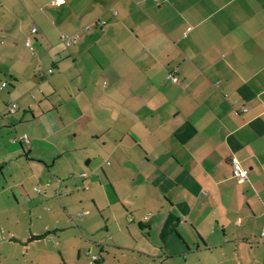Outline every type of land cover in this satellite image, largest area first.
Instances as JSON below:
<instances>
[{
    "label": "crops",
    "instance_id": "0c3cea01",
    "mask_svg": "<svg viewBox=\"0 0 264 264\" xmlns=\"http://www.w3.org/2000/svg\"><path fill=\"white\" fill-rule=\"evenodd\" d=\"M0 179V264H264V0H0Z\"/></svg>",
    "mask_w": 264,
    "mask_h": 264
},
{
    "label": "built area",
    "instance_id": "2783aa9c",
    "mask_svg": "<svg viewBox=\"0 0 264 264\" xmlns=\"http://www.w3.org/2000/svg\"><path fill=\"white\" fill-rule=\"evenodd\" d=\"M55 1H52V4H54ZM104 21L102 20H98L97 24H99V26H103L104 25ZM38 32V28L36 26H32L30 29V34L34 35ZM80 32H73L71 34H60L59 35V41H61L64 46L66 48L71 47L72 45H74L79 39H80ZM25 45L27 47L31 46V38L28 36L25 38ZM49 72H51V69L48 70ZM171 79L173 82H177L178 78L177 76L172 75ZM17 109V103L15 101H10L8 102L7 106H6V110H7V114H13L15 112V110ZM246 109L243 108L242 111H245ZM17 141L19 142H25L28 143L29 142V138L26 134H23L21 136L17 137ZM231 168H232V176L236 179L237 182L242 183L245 182L248 178V171L246 168H243L239 162H237L236 160H232L231 161ZM36 191H38V188H36ZM148 216L144 217V220H147ZM263 227H264V221H263ZM97 256H92L91 257V261L95 262L97 260Z\"/></svg>",
    "mask_w": 264,
    "mask_h": 264
},
{
    "label": "rangeland",
    "instance_id": "374dc122",
    "mask_svg": "<svg viewBox=\"0 0 264 264\" xmlns=\"http://www.w3.org/2000/svg\"><path fill=\"white\" fill-rule=\"evenodd\" d=\"M23 133H20V134H14L13 135V138H11V140L13 139L14 141H16L17 142V137H18V135H22ZM10 139H9V141H11ZM1 180V179H0ZM4 219V216H1L0 217V220L2 221ZM1 252H2V247H0V260H1V258H2V256H1ZM49 264H74V263H70L68 260H65V261H62V260H59L58 262L56 261V260H54V261H49ZM75 264H95V262H92L91 260H90V257H87V258H85L84 260H80V262L79 261H77Z\"/></svg>",
    "mask_w": 264,
    "mask_h": 264
},
{
    "label": "trees",
    "instance_id": "16d2710c",
    "mask_svg": "<svg viewBox=\"0 0 264 264\" xmlns=\"http://www.w3.org/2000/svg\"><path fill=\"white\" fill-rule=\"evenodd\" d=\"M43 236H45V234L40 235V236H31V237L29 238V240L39 239V238H41V237H43ZM95 263H96V261H95Z\"/></svg>",
    "mask_w": 264,
    "mask_h": 264
}]
</instances>
